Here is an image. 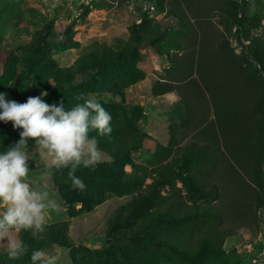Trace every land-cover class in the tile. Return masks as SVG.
Here are the masks:
<instances>
[{"label":"rangeland","instance_id":"obj_1","mask_svg":"<svg viewBox=\"0 0 264 264\" xmlns=\"http://www.w3.org/2000/svg\"><path fill=\"white\" fill-rule=\"evenodd\" d=\"M3 1L5 3L0 6L10 0H0ZM11 1L10 13L0 14V73L12 52L19 53L21 60L33 53H42L37 43L32 46V41L39 32L46 35L53 30L60 43L44 50L49 56L44 65L53 71L66 73L70 70L75 74L74 88L70 89L79 103L84 95L95 96L117 124L112 125L113 131L105 137L93 131L90 133L97 138L100 161L92 168L80 166L76 172L93 176L97 185H87L88 194L86 189H75L63 178L62 172L69 168L49 167L50 158L43 156L39 146L30 141L29 182L37 190L47 192L55 207L48 209L43 233L33 235L29 232L26 237L23 231L13 230V237L28 246L25 255L9 257L7 238L5 242L0 239V264H31V253L35 249H43L48 255L55 256V264H191L166 245V232L178 233L186 226L189 231H186L187 239L183 240L185 245L194 256H205L202 233L215 226L220 229L221 223L215 219L219 214L224 217V224L232 223L236 228L224 240V254L212 258L211 262L264 264L254 263L252 258L256 254H250L246 249L249 242H254L257 248L256 240L264 231V204L256 206V194L248 184L250 178L247 175L244 174L246 178L240 175V188L237 177L223 171L228 158L217 136V121L227 109H222V101L218 102L221 109L215 107L217 103L205 87V81H212V72L224 68L226 50L232 52L233 49L238 57L244 55L253 61L248 49L242 48V44L250 43V37L238 32L237 25L230 31L224 0ZM238 1L242 14L263 17L258 28L246 26L250 36L263 38L264 0ZM151 5H155V10L146 11V6ZM117 52L123 53V65L132 69L130 75L119 70H102L105 57L116 59ZM234 60L237 65L240 63V59ZM254 65L243 62L238 72H243L244 78H239L250 94L261 99L263 87L259 80L253 79L260 67ZM83 68L86 74L79 73ZM25 70L24 64L16 63L18 76L3 90L8 92V98L24 102L29 96H35L33 87L27 83ZM140 72L143 76L138 78ZM131 78L132 83L129 82ZM157 81L173 83L175 89L155 95L153 87ZM63 94L66 93H58V102L63 98L67 108L75 105L68 104ZM170 94H173L172 102ZM230 97L232 99L228 96L224 101L229 110H235ZM211 121L214 124H210ZM0 124L13 126L11 121H0ZM128 124L135 129L130 145L125 138L127 132L121 131V125ZM19 131L15 128L8 131L7 142L2 139L0 148L18 141ZM11 132L16 133L15 137ZM136 142L137 149L125 151L121 160L123 147L127 149ZM206 142L211 148H207ZM193 156L197 157V164L193 163ZM214 161H218V167ZM232 162L235 164L234 159ZM201 169L211 172L205 175ZM195 172L197 177L193 176ZM106 174L126 180L127 175L134 178L138 175L144 181L121 187L103 180L101 177ZM188 177L205 187L207 197L211 192L215 218L214 224L203 221L204 229L209 226L206 231L200 230V223L193 219L178 220L170 230L166 228L172 220L154 222L162 213L168 212L173 198H182L190 206H210L205 197L199 199L188 191ZM213 182L218 183V191L212 189ZM139 195L150 196L145 205L137 207L142 215L136 214V219H132L135 221L125 216V223H118L117 209L137 206L135 200ZM133 224L134 232L153 224L154 230L160 233L150 238L123 237L133 232ZM188 225L193 228L192 232ZM113 231L110 237L107 233ZM58 239L66 245L54 242Z\"/></svg>","mask_w":264,"mask_h":264},{"label":"trees","instance_id":"obj_2","mask_svg":"<svg viewBox=\"0 0 264 264\" xmlns=\"http://www.w3.org/2000/svg\"><path fill=\"white\" fill-rule=\"evenodd\" d=\"M224 2L226 4V19L227 21H230V29L234 25H237V31L244 33L246 37H250L251 39L248 45L242 44V48L248 49L253 61L249 60L250 57L246 56L245 58L244 55L240 56L241 58L238 57V55L233 51V49L232 52L230 51L231 49L226 50L224 68L219 72H215L214 70V74L212 72V81H205V87L208 88L210 98L213 99L215 103H217L215 105V107L217 108L219 107L218 102H223L226 97L232 96V99L231 97L230 99L233 102L232 105L234 106L235 110H233V108L231 110L228 109L229 105L227 104L226 100L223 103L221 102L222 109L225 108V110L227 109V111L223 110V114L220 115L217 121V136L219 140L222 141L221 148L224 152L226 151V157L228 158L225 166L226 169L223 168V171L226 172L225 170H227V175H231V177L235 176V178L237 177L239 184L241 182V176L243 177L244 174L247 175L250 178V182H248V184H250V187L253 189L254 194H256V206L260 207L264 204V37L262 38L261 36L255 35L250 36L251 32L246 28V26L249 25L250 27L258 28L262 23L263 17H249L245 14H242L240 12L241 4L238 0H224ZM3 3H5V1L0 2V4ZM12 3L13 2L10 0L8 4L0 6V14L3 13L7 15L8 13H10L9 9L11 8ZM147 10L152 11L150 8L146 9V11ZM230 31H232V29ZM59 39L60 38H58V36L53 33V30L49 34L47 33L46 35H43V33L39 32L34 41H32V46L33 43H37L40 49L43 50L42 53L41 51L38 54L33 53V56L31 54L29 56L24 57L22 60V56L14 50L15 52H12L9 58H7L3 71L0 73V90H5L9 82H11L12 80H16L18 76L16 72V63L21 62L26 66L25 73L27 83L29 86L31 85L33 87L32 92L35 96L39 95V93L46 90L48 92V95L44 99L51 104L58 102V93H66L62 96L64 97V99L66 98L68 104L73 105L79 103V99H77V97H75L71 91V89L74 88L72 83L76 79L75 74L71 73L70 70H67L66 73L53 71L52 69H50L49 66L44 65V61L49 58V56H47L46 54V51L44 50H47L49 47L60 43ZM37 45L34 44L35 47H37ZM45 45L48 47H43ZM104 53L107 54V52ZM117 53L118 57L116 59L114 57L111 59L108 58V56L105 57V60L103 61L101 66L102 70L112 71L113 69V71L115 72L119 70L121 71V73L128 72L130 75L132 69L123 65L125 64L124 60L122 59L123 53ZM235 58L240 59V63L238 65L237 61L234 60ZM242 61L251 66H255L254 63H256L260 67L257 72V75L254 76L253 79L259 80L258 82H260L261 86L263 87V94L261 99H258L255 95L250 94V92L246 90V87L241 83V79L239 77L242 78L243 76L244 78V73L238 71L241 68V65L243 63ZM119 65L121 66L117 67ZM230 72H232V74ZM79 73L86 74L85 69H80ZM142 76L143 74L140 72V76L138 78H141ZM250 79L251 78L249 77V80ZM129 82L132 83L134 82V80L131 78ZM172 84L173 83L170 82L157 81L153 87V94L164 95L173 91L175 87L173 86L174 84ZM219 108L221 109V107ZM258 112H261V115H259ZM116 124V121H112V125ZM210 124L214 123L211 121ZM121 126V131L127 132V136L125 137L126 141L129 145L132 144L133 133L135 132V129H132L131 126H134L131 124H128L127 126ZM10 130L13 131L14 127L7 126L6 124H0L1 143L2 139L7 142L5 136L6 133ZM11 133H13V137H15L16 133ZM93 133L98 134L96 131H93ZM105 136L106 135H104L103 137ZM137 145L138 144L136 142L127 149L123 147L121 160L122 158H124L127 151L137 149ZM205 145L207 146V148H211L209 142H206ZM229 153L231 154V156ZM191 158L193 159V163H198L197 157L193 156ZM232 159L235 160V164L232 162ZM206 160H208V157H206ZM217 162L218 161H214V165L216 167H218ZM200 171L203 172L205 175H209V173L211 172L210 170L207 171V169H201ZM76 172H78V170ZM62 173L63 178L68 182H71V178L69 177V171L66 170V172L64 171ZM196 173L197 172L193 173V176H196ZM76 175L81 177L86 185H97L93 181V176H89L86 174ZM126 177L127 180L124 178L121 179L117 178L116 176L106 174L101 178L107 183H110L111 185L112 183H115L120 185L121 187L128 185L131 182H138L139 180H141L138 175L135 176V178H137L138 180L131 175H127ZM141 181H144V178H142ZM186 183L189 192L195 193V197H198L199 199H201V197H205L207 204H210V206L207 205V208L201 207L199 204L195 206H190V204L185 202V200L182 198H173L168 212L162 213L160 217L154 220L155 223L167 222L172 220L173 223L168 225L166 228L169 230L173 224H176V222H178V220L180 222H186L193 219V222L200 223V230L204 229L203 225L205 224V222L214 224L215 217L212 215V213H214V205L212 204L213 200L211 198V192L208 193L209 196L207 197L205 187L203 185L198 184V182L194 181V179H191L190 177L186 178ZM241 186L242 183L240 184V188ZM99 187L102 189V185H100ZM211 187L215 191H218V183L216 184L213 182L211 184ZM87 189L88 188H86L85 192L88 194L89 190ZM148 198H150V196L139 195V197H137V199L135 200L138 201L137 206H133L132 208L127 207L128 209H126L125 207L118 208L115 212V215L118 216L117 222L125 223V216H128L129 219L132 220L136 219V214L142 215V211L140 212L137 207L139 206V204L145 205L147 203ZM155 208L157 209V204ZM128 211L131 213H129ZM142 217L143 219H145L144 216ZM215 219L218 220L219 223H221L220 229L216 228L215 226L206 231V229H208L209 227L208 226L206 229H204V231L206 232L202 233V241L204 245L203 250L205 256H202L200 254L194 256L191 252L192 250L190 249V247L187 244L185 245L183 240L187 239L185 235L186 231H189L186 226L184 230H181L178 233H169L167 231L166 245L174 249L185 260H187L188 263L213 264L211 262L212 258H220L224 254V250L222 249L224 245V240L228 236H230L236 228V226H234L232 223V226L224 224V217L221 214H219ZM189 225L188 228L192 232L193 228H190ZM134 229L135 225L133 226L132 231ZM139 229L140 230L136 232L133 231L130 232V234L123 235V237H131L132 235V237L138 236L150 238V236L154 237L155 233H160L157 230H154L155 228L153 224L149 228ZM20 231H23L26 237H28L29 232H32L31 230ZM107 234L112 237L114 231L109 232ZM173 240L175 242H173ZM54 242L59 244L66 243L59 239L54 240ZM207 257L209 259H207Z\"/></svg>","mask_w":264,"mask_h":264},{"label":"clouds","instance_id":"obj_3","mask_svg":"<svg viewBox=\"0 0 264 264\" xmlns=\"http://www.w3.org/2000/svg\"><path fill=\"white\" fill-rule=\"evenodd\" d=\"M47 95L44 90L20 102L0 91V121H11L20 130L18 141L0 148V239L5 242L7 238L11 258H19L28 251L23 240L13 237V230L43 233L48 209L55 207L47 192L37 190L29 182L30 141L50 158L49 167L69 168L73 188L84 190L87 185L76 171L80 166L95 167L100 161L97 138L90 133L96 131L104 136L113 131L111 113L95 96L84 95L82 102L67 108L63 98L50 104L44 99ZM30 259L31 264L56 262V257L43 249L33 250Z\"/></svg>","mask_w":264,"mask_h":264},{"label":"built area","instance_id":"obj_4","mask_svg":"<svg viewBox=\"0 0 264 264\" xmlns=\"http://www.w3.org/2000/svg\"><path fill=\"white\" fill-rule=\"evenodd\" d=\"M150 8L154 10V6H146V9ZM258 242V243H256ZM257 248L255 247L254 242H249L246 245V249L250 254H256L255 257L252 258L254 263L264 262V231L259 235L258 239L256 240ZM251 258V257H250Z\"/></svg>","mask_w":264,"mask_h":264},{"label":"crops","instance_id":"obj_5","mask_svg":"<svg viewBox=\"0 0 264 264\" xmlns=\"http://www.w3.org/2000/svg\"><path fill=\"white\" fill-rule=\"evenodd\" d=\"M172 95H173V94H170V97H171V98H170V101H171V102L174 101Z\"/></svg>","mask_w":264,"mask_h":264}]
</instances>
